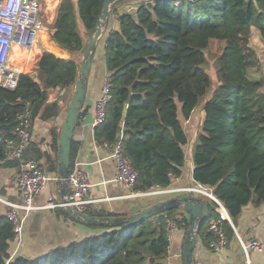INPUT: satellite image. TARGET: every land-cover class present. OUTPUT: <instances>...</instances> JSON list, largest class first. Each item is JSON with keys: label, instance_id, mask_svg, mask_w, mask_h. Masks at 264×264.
I'll list each match as a JSON object with an SVG mask.
<instances>
[{"label": "trees", "instance_id": "1", "mask_svg": "<svg viewBox=\"0 0 264 264\" xmlns=\"http://www.w3.org/2000/svg\"><path fill=\"white\" fill-rule=\"evenodd\" d=\"M130 1L139 3L131 11L114 10L117 29L105 38L110 101L105 122L93 130L94 140L112 146L120 138L124 155L138 175L135 191L167 189L173 178L181 176L188 143L178 115L188 121L206 99L192 150L191 179L211 190L233 222L246 205L264 203V82L248 76V70L259 64L249 46L251 28L264 41V0H119L111 9ZM103 2L60 0L55 21L48 27L50 39L60 49L82 54L86 43L78 22L89 41ZM50 39L46 42L54 46ZM45 50L36 67L39 83L21 73L14 90L0 87V136H10L17 116L26 108L31 123L53 118L58 104H46L48 92L74 87L78 65L59 58V52ZM206 55L214 58L216 86L204 69ZM50 131L56 143L55 131ZM76 151L72 141L69 170ZM23 158H29L27 149ZM51 171L56 173V164ZM207 207L208 216L197 229L206 245L211 239L208 225L219 217L213 202L207 200ZM176 210L161 215L159 224L145 219L124 227L91 225L100 233L31 260L10 258L14 234L2 216L0 264H150V259L156 264L166 257V221L188 226L184 217H175ZM57 211L66 216L62 209ZM83 214L127 218L103 210L87 209ZM221 226L230 240L229 224L221 221Z\"/></svg>", "mask_w": 264, "mask_h": 264}, {"label": "crops", "instance_id": "2", "mask_svg": "<svg viewBox=\"0 0 264 264\" xmlns=\"http://www.w3.org/2000/svg\"><path fill=\"white\" fill-rule=\"evenodd\" d=\"M127 4H119L113 9L109 8L108 24L102 30L98 39L97 49L94 54L91 68L88 76L86 95L82 108L78 112V122L73 132L72 141L77 145L75 163L82 164V170L88 175L92 187L87 193L88 199L99 200L90 205V210H103L108 213L124 214L127 217L136 215L150 207L148 202L140 198H128L127 191L119 184L113 183L114 162L110 158V150L104 145L97 144L93 137L94 130V104L100 97L101 87L104 79L108 76L104 62V43L108 32L117 29V17L112 15L116 9L118 13L126 10ZM80 32L84 43L88 42L80 22ZM46 31V29H45ZM50 39L46 32L43 40V48H50L62 56L59 58L66 59L70 57L69 52L61 47V50L51 39L54 46L47 41ZM46 50L36 48L35 66L37 67L38 57ZM48 52V51H47ZM54 55V54H53ZM57 57V56H56ZM34 69L33 74L36 75ZM23 73V72H22ZM21 74V73H20ZM38 82L37 78H33ZM257 80V79H253ZM74 87L69 90H50L46 104L57 101V114L46 121L36 118L32 122L31 138L27 148L28 159L35 160L51 177L57 176L59 135L63 125L67 108L70 104L71 93ZM179 119V118H178ZM51 129H54L57 137L56 143L52 141ZM195 140H188L184 147L185 161H187V172L184 171V165L181 169V176L173 178L171 185L167 189H184V188H202L207 192L211 190L207 187L200 186L191 179L192 164V147ZM186 148V150H185ZM187 152V157H186ZM56 164V173L52 168ZM20 170L19 162H11V165H5L0 169V199L18 203V195L15 189V180ZM60 188L57 181H50L42 192L35 198V205L41 206L47 203L49 198L59 200ZM196 195V194H195ZM175 194L158 195V204H161L173 198ZM207 205V198L196 195ZM7 207L0 202V217L5 216ZM217 213V212H216ZM176 218L187 217L176 210ZM230 219V218H229ZM226 221V220H225ZM227 222V221H226ZM233 236L228 240V245L219 252L212 251L204 243V239L197 235L196 242L192 252V264H246V259L242 253L235 233L245 239H255L262 244L261 251H252L249 254V264H264V203L259 206L248 204L242 208L240 215L231 221ZM228 223V222H227ZM188 224V221H187ZM229 224V223H228ZM81 220L72 221L64 215H60L57 210H38L31 212L24 223L22 234L23 246L15 250V243H9L10 258L23 257L25 259H34L47 254L57 248H63L69 244L79 241L88 236H94L100 233L99 230L90 228ZM187 228L176 226L170 232V241L166 250V257L156 264H184L183 248L185 246V236ZM151 264V263H150Z\"/></svg>", "mask_w": 264, "mask_h": 264}, {"label": "built area", "instance_id": "3", "mask_svg": "<svg viewBox=\"0 0 264 264\" xmlns=\"http://www.w3.org/2000/svg\"><path fill=\"white\" fill-rule=\"evenodd\" d=\"M44 0H0V87L14 90L17 86L20 73L16 67H10L8 62L17 51L30 50L36 44V33L43 29L40 19ZM111 85L108 76L104 79L100 97L94 104V127L103 124L106 120L107 104L110 101ZM30 110L26 108L16 118L17 123L10 136H0V145L3 156L0 159V169L7 163L17 161L20 170L15 180V189L19 202L12 203L0 199L7 207L6 219L11 225L14 234L15 250L23 246L22 234L24 223L28 215L38 210H57L66 207L78 213H84L88 207L99 200L88 199L87 193L92 187L88 175L82 170L81 163H75L69 170L66 178L67 192L63 200L49 198L41 206L35 205V198L42 192L50 181H58L57 176L51 177L33 159H24L23 154L29 146L32 123ZM120 140V138H119ZM118 143L107 146L110 158L114 162L112 182L119 184L127 191L128 198H141L150 194H177L192 193L201 195L215 204V211L219 217L208 225L211 235L207 246L210 250L219 252L228 245V239L221 226V221H227L232 227L230 219L222 204L202 188L158 189V192H139L134 187L137 172L132 168ZM177 226L176 222L168 220L165 226L167 243L170 241V232ZM237 243L249 264V254L252 251H261L262 244L255 239L245 240L235 233Z\"/></svg>", "mask_w": 264, "mask_h": 264}, {"label": "water", "instance_id": "4", "mask_svg": "<svg viewBox=\"0 0 264 264\" xmlns=\"http://www.w3.org/2000/svg\"><path fill=\"white\" fill-rule=\"evenodd\" d=\"M117 1L119 0H104L96 28L94 29L91 38L84 46L79 66L77 68V80L71 93L70 104L67 108L66 116L59 135L57 182L60 188L59 196L61 201L67 192L66 178L70 166V144L73 139L74 129L78 122V112L84 104L91 63L97 49V43L101 32L108 24L109 8ZM125 116L126 112L123 111L122 117ZM119 141L118 137L115 143H118ZM174 209H180V212L187 217L189 228L184 240L185 246L183 248V257L184 264H192V252L196 242L195 231L204 223L208 216L207 205L204 204V201L195 194L177 193L168 201L150 207L127 218L111 217L96 219L73 211L69 207L64 208L63 212L68 219L72 221L81 220L86 225L124 227L131 226L145 219H153L155 224H159V217L167 211ZM149 262L152 263L153 260L150 259Z\"/></svg>", "mask_w": 264, "mask_h": 264}, {"label": "rangeland", "instance_id": "5", "mask_svg": "<svg viewBox=\"0 0 264 264\" xmlns=\"http://www.w3.org/2000/svg\"><path fill=\"white\" fill-rule=\"evenodd\" d=\"M72 1L76 2V0H72ZM59 2L60 0H44L43 1L42 11L40 15V19H41V22L44 28V29H41L43 32L36 33V41H35L36 44L34 45L32 49L24 50L23 52L17 51L16 55L10 58L8 65L10 67H16L19 73L23 72V73L28 74L32 78H36V75L33 74V71L36 68L35 66L36 48L45 50V48H43V40L45 39L46 32H48V27L51 24H53V22L55 21ZM138 3L139 1H130V2H125L123 4H127L126 10L131 11L133 6ZM250 32L251 34H250L249 46L258 55L259 64L257 65V67H253L248 70V76L250 79H257V80L262 79L264 82V41L261 39L260 35L258 34L257 29L251 28ZM69 54H70L69 55L70 57L66 59L73 60L79 66V62L81 59V53H75V54L69 53ZM204 69H205V72L210 76L212 85L216 86L214 58L206 55V64L204 66ZM261 91L264 93V86ZM205 100L206 99H203L201 101V103L196 108L193 115L188 121L183 120L182 117L180 116V113L178 115L180 123L182 125V128L185 134L187 135L188 140H195L200 131L201 119L203 117L202 106ZM193 147H192V150H193ZM186 157H187V152H186ZM187 165L188 163L187 161H185V167H184L185 172H187ZM154 192H158V189H154L150 191V193H154ZM140 199L143 200L144 202H148L149 205H152L150 207H153V204H158V194H150L148 196L141 197Z\"/></svg>", "mask_w": 264, "mask_h": 264}, {"label": "bare ground", "instance_id": "6", "mask_svg": "<svg viewBox=\"0 0 264 264\" xmlns=\"http://www.w3.org/2000/svg\"><path fill=\"white\" fill-rule=\"evenodd\" d=\"M43 29H44V28H43ZM38 32H41V33H42L43 31H42V30H40V31H38ZM20 52H23V51H20ZM15 55H16V53L14 54V56H15ZM16 69H17V68H16Z\"/></svg>", "mask_w": 264, "mask_h": 264}]
</instances>
